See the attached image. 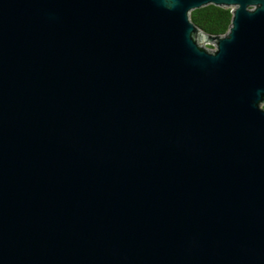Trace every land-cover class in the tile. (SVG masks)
Wrapping results in <instances>:
<instances>
[{
    "label": "water",
    "instance_id": "obj_1",
    "mask_svg": "<svg viewBox=\"0 0 264 264\" xmlns=\"http://www.w3.org/2000/svg\"><path fill=\"white\" fill-rule=\"evenodd\" d=\"M262 103L264 0H0V264H264Z\"/></svg>",
    "mask_w": 264,
    "mask_h": 264
},
{
    "label": "trees",
    "instance_id": "obj_2",
    "mask_svg": "<svg viewBox=\"0 0 264 264\" xmlns=\"http://www.w3.org/2000/svg\"><path fill=\"white\" fill-rule=\"evenodd\" d=\"M189 19L206 36L223 37L228 33L232 12L227 8L207 5L190 11Z\"/></svg>",
    "mask_w": 264,
    "mask_h": 264
},
{
    "label": "rangeland",
    "instance_id": "obj_3",
    "mask_svg": "<svg viewBox=\"0 0 264 264\" xmlns=\"http://www.w3.org/2000/svg\"><path fill=\"white\" fill-rule=\"evenodd\" d=\"M197 44L208 52H213V49L215 48V42L209 40L203 33H199L197 37ZM260 107L264 108V103H262Z\"/></svg>",
    "mask_w": 264,
    "mask_h": 264
}]
</instances>
